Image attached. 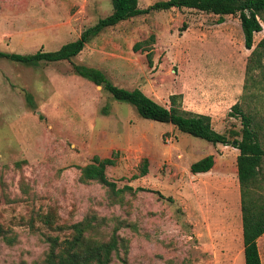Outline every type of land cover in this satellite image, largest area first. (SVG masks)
<instances>
[{"label":"rangeland","instance_id":"1","mask_svg":"<svg viewBox=\"0 0 264 264\" xmlns=\"http://www.w3.org/2000/svg\"><path fill=\"white\" fill-rule=\"evenodd\" d=\"M111 10L110 0H0V51L58 49ZM260 21L254 45L264 38ZM97 37V50L75 63L103 66L113 84L141 87L165 106L181 94L183 109L211 114L221 133L240 129L228 115L236 102L263 126L264 57L246 73L238 14L220 21L189 8L153 10ZM71 71L67 61L0 57V264L42 261L48 238L72 236L77 222L85 227L81 248L117 237L108 264H244L238 151L142 118L105 85ZM206 154L214 155L210 170L191 173ZM94 156L114 160L105 175L116 187L143 190L114 193L82 179L80 167ZM258 248L264 264V234Z\"/></svg>","mask_w":264,"mask_h":264},{"label":"trees","instance_id":"2","mask_svg":"<svg viewBox=\"0 0 264 264\" xmlns=\"http://www.w3.org/2000/svg\"><path fill=\"white\" fill-rule=\"evenodd\" d=\"M139 0H110L112 10L105 17L99 18L92 26L82 31L75 40L62 44L58 49L44 51L38 49L34 53H16L0 51V57L24 64L55 63L67 61L71 63L73 74L83 77L95 85L105 83L103 87L111 97L124 101L136 109L140 117L169 123L180 132L199 137L212 144L231 145L238 150L236 156L237 179L240 193L241 230L244 264H262L258 239L264 234V142L260 139V129L264 131V123L256 122L251 114L242 110L240 103H234L228 112L230 117H238L240 129L226 133L217 131L212 124L211 116L185 110L181 105V94L172 93L168 96L167 106L160 104L146 95L139 88L126 89L113 84L99 69L73 62L75 57L90 39L97 36L103 29L112 27L141 14L150 11H163L172 8L195 9L222 17L228 14H238L243 33V43L250 50L246 63V73L262 68L261 59L264 57V38L256 45L253 43L254 33L261 31L264 22V0H157L145 8L139 7ZM186 27V23L182 24ZM141 43L135 45L139 46ZM150 61V60H149ZM263 72V71H262ZM112 158L94 156L91 162L80 167L84 180L94 179L114 193L124 190H143L124 185L116 187L115 182L105 175L107 165H112ZM214 164L213 154H206L192 162L189 166L191 173L210 170ZM147 173V161L144 159L141 173ZM139 175H134L137 177ZM171 199V197H168ZM72 236L63 238L53 236L48 238L49 246L43 260L35 264H108L112 251L116 249L118 239L112 236L107 242L81 248L85 227L82 223L71 225ZM0 228V235H1Z\"/></svg>","mask_w":264,"mask_h":264},{"label":"crops","instance_id":"3","mask_svg":"<svg viewBox=\"0 0 264 264\" xmlns=\"http://www.w3.org/2000/svg\"><path fill=\"white\" fill-rule=\"evenodd\" d=\"M112 27H114V26H112ZM107 28H110V27H107ZM96 39H98V37L97 36H95V37H93L91 40H89L87 43H85V45H84V47H83V49L75 56V57H77L78 55H80V54H82V53H84L85 52V50L86 49H90V51L91 52H93V51H96L97 50V48H96V44H95V40ZM93 44V45H92ZM90 45H92V46H90ZM74 58V57H73ZM73 60V59H72ZM74 62V61H73ZM78 63V62H77ZM78 64H83V65H86V64H84V63H82V62H80V63H78ZM87 66H90V67H94V68H97V69H99V70H101L105 75H106V71H105V68H103V66H91V65H87ZM78 76V75H77ZM107 77V76H106ZM120 87H122V86H120ZM125 88V87H124ZM136 88H139L142 92H144L145 94H146V92L143 90V88H141V87H136ZM126 89H128V88H126ZM132 89H134V87L132 88ZM147 95V94H146ZM149 96V95H148ZM199 113V112H198ZM205 114V113H204ZM139 115V114H138ZM208 115H210L211 116V119L213 120V118H212V115L211 114H208ZM217 145H219V143H217ZM236 149V148H235ZM236 151H238L237 149H236ZM237 152H236V155H235V158H236V156H237ZM213 158H214V155H213ZM207 172V171H206ZM233 173L237 176V168H236V163H235V166H234V171H233ZM239 184V183H238ZM239 197H240V193H239ZM241 211V210H240ZM239 222H240V216H239ZM242 231V230H241ZM242 236V235H241ZM260 238V237H259ZM259 240V239H258ZM242 253H243V248H242Z\"/></svg>","mask_w":264,"mask_h":264},{"label":"water","instance_id":"4","mask_svg":"<svg viewBox=\"0 0 264 264\" xmlns=\"http://www.w3.org/2000/svg\"><path fill=\"white\" fill-rule=\"evenodd\" d=\"M105 85V83H102L101 85H98V86H104Z\"/></svg>","mask_w":264,"mask_h":264}]
</instances>
